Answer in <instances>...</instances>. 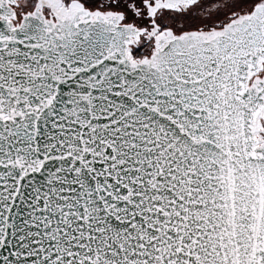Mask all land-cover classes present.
<instances>
[{"label": "snow or ice", "instance_id": "1", "mask_svg": "<svg viewBox=\"0 0 264 264\" xmlns=\"http://www.w3.org/2000/svg\"><path fill=\"white\" fill-rule=\"evenodd\" d=\"M0 264H264V0H0Z\"/></svg>", "mask_w": 264, "mask_h": 264}]
</instances>
